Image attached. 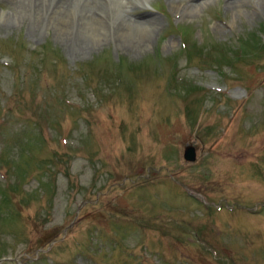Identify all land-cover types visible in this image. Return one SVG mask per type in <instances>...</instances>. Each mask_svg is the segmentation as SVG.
Segmentation results:
<instances>
[{
  "label": "rangeland",
  "instance_id": "374dc122",
  "mask_svg": "<svg viewBox=\"0 0 264 264\" xmlns=\"http://www.w3.org/2000/svg\"><path fill=\"white\" fill-rule=\"evenodd\" d=\"M34 1L0 0V264H264V0L60 1L99 38Z\"/></svg>",
  "mask_w": 264,
  "mask_h": 264
},
{
  "label": "bare ground",
  "instance_id": "6f19581e",
  "mask_svg": "<svg viewBox=\"0 0 264 264\" xmlns=\"http://www.w3.org/2000/svg\"><path fill=\"white\" fill-rule=\"evenodd\" d=\"M21 1L22 0H18V2H21ZM35 1H34L35 3H27V6L33 7V5H37V4L40 5L41 4L44 7L43 13L44 14L48 13V14H46V16L49 15V14L52 15L50 17V22L56 27V29L59 32V34L67 35V34H70V31H72V32L74 31L75 28H72V30H71V27L72 26L74 27L75 23H73V22H76V19L78 21V18L75 17L76 19H74V16H73L74 13L73 12H72V16L71 15L68 16L66 11L63 12L64 10L61 9V5H60V1L61 0H35ZM69 1H77L78 2L79 0H69ZM93 1H95V0H82V2H86V3H90V2H93ZM129 1L130 0H110L109 1V5H108V6H110L109 11L113 14V16H117L120 13L123 14L127 10V8L130 7V6H128L129 5L128 4ZM134 1H136L138 3H143L145 0H134ZM239 3H240V1H239ZM76 5H77V3H76ZM108 6H107V8H109ZM141 8H143V7H141ZM262 8L264 10V1H263V4H262ZM75 14H76V11H75ZM92 14H93V12H92ZM88 16H89V14H86L85 11L82 12V19H80L81 21H79L78 25L75 24L76 25L75 27H77V29H75V32L79 36H83L84 38H86L88 36H89V38L90 37L91 38H99L100 32H102L103 29H100V28H99L100 30L96 29L95 26L93 25V23L90 21V19H92V17L91 16L88 17ZM32 17H33V15H32ZM96 21H97V19H96ZM111 21L112 20H109L108 22L110 23ZM123 22L124 23H123L122 27H117L114 30L115 33L119 37H121L122 39H125V38L129 39L130 36L131 37L133 36L132 33L133 34L137 33L138 35L145 36L147 34V32L152 30L154 28V26H155L154 18L152 16H149V15L147 17H144V18L142 17L140 20H128V19H125V20H123ZM111 35H112V33H111Z\"/></svg>",
  "mask_w": 264,
  "mask_h": 264
},
{
  "label": "trees",
  "instance_id": "16d2710c",
  "mask_svg": "<svg viewBox=\"0 0 264 264\" xmlns=\"http://www.w3.org/2000/svg\"><path fill=\"white\" fill-rule=\"evenodd\" d=\"M241 44H243V45H245V46H251V44L250 43H244V42H241ZM245 46H242L241 48H239L237 51H235L234 53H239V54H243V53H245L249 48H245ZM253 46V45H252ZM254 47V46H253ZM253 47H251L250 49H253ZM217 58H223L224 57V54L222 53V52H220V53H218L217 55ZM55 158V156L53 157V159ZM61 159V158H60ZM61 161H62V159H61ZM64 161V160H63ZM47 163H50V161L49 162H43L41 165H47ZM9 167V166H8ZM9 173H6V175L10 178V170L8 171ZM3 183L2 184H0V204H1V202H3L4 203V205H5V207H7V206H11L10 205V203H11V201H12V193H14L15 191L17 192V185H15L13 182H12V187L10 188V190L12 191L11 193H7V187L9 186V185H7V184H9L8 183V181H7V178L6 177H3ZM10 181V180H9ZM45 187L46 188H44V190H48L47 189V184H46V181H45ZM42 187H44V186H42ZM22 191V190H21ZM32 196H35V195H31V197ZM17 205V204H16ZM12 208H13V206H11ZM14 209H15V211L17 210L18 211V209L17 208H13V211H14ZM16 211V212H17ZM2 214H3V212H0V219L2 218ZM15 213H12L11 215H14ZM15 215H17V214H15ZM53 235H54V233H53ZM53 235H51V236H53ZM40 242H42V240L41 241H38V244L37 245H39V243ZM42 244V243H41ZM0 258H1V256H0ZM1 264H4V261L1 263Z\"/></svg>",
  "mask_w": 264,
  "mask_h": 264
},
{
  "label": "water",
  "instance_id": "95a60500",
  "mask_svg": "<svg viewBox=\"0 0 264 264\" xmlns=\"http://www.w3.org/2000/svg\"><path fill=\"white\" fill-rule=\"evenodd\" d=\"M183 158L185 160H193L194 159V151L191 146H186L183 151Z\"/></svg>",
  "mask_w": 264,
  "mask_h": 264
}]
</instances>
